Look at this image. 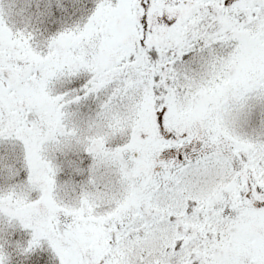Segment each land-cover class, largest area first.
I'll use <instances>...</instances> for the list:
<instances>
[{
    "label": "snow or ice",
    "instance_id": "1",
    "mask_svg": "<svg viewBox=\"0 0 264 264\" xmlns=\"http://www.w3.org/2000/svg\"><path fill=\"white\" fill-rule=\"evenodd\" d=\"M0 264H264V0H0Z\"/></svg>",
    "mask_w": 264,
    "mask_h": 264
}]
</instances>
